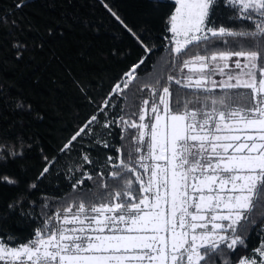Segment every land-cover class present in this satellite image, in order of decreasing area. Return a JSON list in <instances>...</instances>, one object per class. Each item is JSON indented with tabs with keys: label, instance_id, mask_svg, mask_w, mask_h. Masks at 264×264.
<instances>
[{
	"label": "snow or ice",
	"instance_id": "snow-or-ice-1",
	"mask_svg": "<svg viewBox=\"0 0 264 264\" xmlns=\"http://www.w3.org/2000/svg\"><path fill=\"white\" fill-rule=\"evenodd\" d=\"M99 3L142 54L101 97L89 95L91 81L73 79L95 111L51 158L38 137L0 130V166L26 175L33 151L43 162L32 181L0 173V186L24 185L8 217L38 225L25 242L0 233V264H264V0H171L168 56L155 68L147 27L134 31ZM0 25L11 36L19 28L7 13ZM11 47L16 59L28 48L18 38ZM11 110L32 113V105L17 99ZM117 128L121 147L112 142ZM50 176L71 192L40 191ZM85 181L92 186L82 190Z\"/></svg>",
	"mask_w": 264,
	"mask_h": 264
},
{
	"label": "trees",
	"instance_id": "trees-1",
	"mask_svg": "<svg viewBox=\"0 0 264 264\" xmlns=\"http://www.w3.org/2000/svg\"><path fill=\"white\" fill-rule=\"evenodd\" d=\"M21 2L23 6L17 9L15 5ZM106 2L134 31L140 32L145 27L150 31L158 46L150 57L153 68L168 56L167 40L163 37L170 34L165 32L164 18L173 11L171 0L166 6H157L154 0ZM5 13L9 22H18L19 28L13 27L15 35L11 36L7 28L0 25V130L9 136L23 135L25 139L38 137L51 158L76 125L95 111L81 97L73 79L91 81L89 95L101 97L112 80L142 53L99 0H0V15ZM49 29L52 35H49ZM15 38L28 46L21 59L15 58L11 47ZM195 52L193 48L182 58L187 59ZM17 99L31 104L32 113L11 110ZM34 113L43 115L44 119H35ZM119 133L120 129H115L112 138L116 147L122 146ZM124 150H128L127 144ZM109 154L116 155L114 151ZM67 162V158L61 160V163ZM24 164L26 175H21L17 165L12 163L0 166V173L15 174L25 181L35 180L43 167L39 153L31 152ZM91 186V181H85V185L80 187L86 190ZM23 187V184L19 188L0 186V216L8 217L7 204ZM39 190L49 196L60 197L70 193L71 187L67 180H56L50 176L39 182ZM38 196L39 192L32 199ZM37 226V223H22L16 215L8 217L6 223H0V233L25 242ZM257 243L258 237L253 232L248 239V247L252 248Z\"/></svg>",
	"mask_w": 264,
	"mask_h": 264
},
{
	"label": "rangeland",
	"instance_id": "rangeland-1",
	"mask_svg": "<svg viewBox=\"0 0 264 264\" xmlns=\"http://www.w3.org/2000/svg\"><path fill=\"white\" fill-rule=\"evenodd\" d=\"M173 11H174V8H173Z\"/></svg>",
	"mask_w": 264,
	"mask_h": 264
}]
</instances>
